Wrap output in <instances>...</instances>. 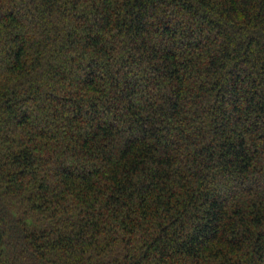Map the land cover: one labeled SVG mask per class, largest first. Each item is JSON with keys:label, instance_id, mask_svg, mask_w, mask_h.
<instances>
[{"label": "trees", "instance_id": "obj_1", "mask_svg": "<svg viewBox=\"0 0 264 264\" xmlns=\"http://www.w3.org/2000/svg\"><path fill=\"white\" fill-rule=\"evenodd\" d=\"M0 264H264V0H0Z\"/></svg>", "mask_w": 264, "mask_h": 264}]
</instances>
